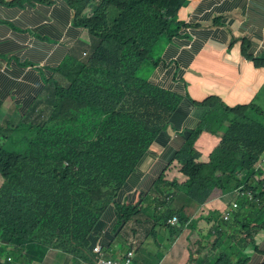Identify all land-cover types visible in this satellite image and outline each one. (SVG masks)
<instances>
[{"label":"trees","instance_id":"16d2710c","mask_svg":"<svg viewBox=\"0 0 264 264\" xmlns=\"http://www.w3.org/2000/svg\"><path fill=\"white\" fill-rule=\"evenodd\" d=\"M66 1L75 9V23L89 30L88 56L70 54L56 69L57 77L51 80L46 98L25 117H18L15 111L7 114L0 100V173L4 177L0 187V264L43 261L51 248L80 256L84 264L112 258L103 249L91 251L92 231L147 152L153 141L149 132L154 121L168 122L180 100L176 93L153 84L149 73L155 66L156 53L164 49L165 43L174 34L187 32L189 25L178 21L177 12L188 0ZM242 41V53L257 67L264 66V54L253 56L251 41ZM234 42L232 38L229 49ZM261 94L264 96V86ZM216 103L224 102L217 96L204 100L205 115L197 128L187 133L186 144L177 154L181 171L190 176L202 175V184L183 186L175 180L165 182L160 176L152 189V193L166 190L175 194L171 206L179 202L177 209L164 215L167 218L177 212L180 216L173 235L187 225L185 208L189 201L197 198L201 206L215 196L216 187L212 185H220L227 193L245 181L246 173L254 176L256 160L247 166L243 162L245 151L264 155V142L247 140L252 134L264 137V121L244 119L263 105L257 101L236 106ZM134 106L144 108L140 118L147 125L135 126L129 134H111L125 109ZM204 130L223 132L208 164L196 161L199 153L194 146ZM217 170L228 172L223 182L214 176ZM93 176L98 180L87 186ZM250 183L258 187V193L264 190V178ZM112 193L114 197H110ZM125 200L129 204L117 206L120 224L141 210L153 212L151 216L155 218L160 204L155 196L148 201V195L134 203L129 198ZM258 206L264 209V196ZM241 214H232L236 236L229 244L232 255L226 251L224 264H260L254 254L245 253L251 243L258 250V244L255 234L241 231ZM220 216L216 210L208 212L206 218L212 220L213 231L202 236L205 243L209 242L207 237L214 236L212 243L217 245L223 237ZM258 222L262 229L264 219ZM197 254H202L199 262L206 264L205 254ZM9 256L11 262L7 261ZM212 264H218L213 256Z\"/></svg>","mask_w":264,"mask_h":264},{"label":"crops","instance_id":"0c3cea01","mask_svg":"<svg viewBox=\"0 0 264 264\" xmlns=\"http://www.w3.org/2000/svg\"><path fill=\"white\" fill-rule=\"evenodd\" d=\"M74 16V8L65 0H0V100L7 114L14 109L20 113L28 112L45 94L52 68L88 38L87 31L76 25ZM179 19L191 20L194 34L166 46L162 62L177 56L181 82L173 83L174 67L169 64L161 63L152 76V79L160 80L161 84L180 94L178 108L168 123L154 121L149 132L153 139L149 150L120 188L116 202L102 213L100 224L92 232L93 245H101L115 259L126 251V237L131 230L142 233V227L150 228L154 224L153 212L139 209L141 213L137 219L144 222L143 226L130 221L121 228L117 206L129 204L126 198L134 203L148 195L149 201L154 196L152 189L160 175L168 183L175 180L183 186L202 184V175L184 174L176 159L177 152L185 143L186 132L194 129L205 113V107L195 101L215 95L229 106L249 103L257 97L264 84V67H256L253 61L243 56L240 41L228 50L232 35L250 38L253 46L263 42L264 0H190L180 9ZM256 100L264 104L263 96ZM143 110L139 106L127 107L111 134H129L133 127L147 125L140 118ZM219 141V136L209 132L199 136L196 147L202 163L212 162V150ZM254 171L258 172L256 164ZM227 175L228 172L219 170L214 173L222 182ZM238 178L242 179V175L239 174ZM212 186L216 187L215 196L198 206L199 212L191 211L187 205L185 211L193 218V226L183 228L159 264H183L190 257L192 242L200 240L203 243L202 235L210 231L206 219L208 212L224 206L227 199L233 200L234 195L222 192L220 185ZM195 219H205V222L199 225ZM210 222L212 225L211 219ZM150 235L144 238L140 249L142 259H152L159 245L167 243L169 233L160 229L156 240ZM255 239L259 251L251 254L260 261L264 253V236ZM59 261L67 264L68 257L57 250H50L45 263Z\"/></svg>","mask_w":264,"mask_h":264},{"label":"clouds","instance_id":"9594fccd","mask_svg":"<svg viewBox=\"0 0 264 264\" xmlns=\"http://www.w3.org/2000/svg\"><path fill=\"white\" fill-rule=\"evenodd\" d=\"M37 1H46V0H37ZM52 1V0H51ZM66 1V0H65ZM189 1L190 0H188V3L186 4V5H184V6H181L180 8H179V10H178V12H177V19H178V21H180L182 24H184V25H189V26H187L186 27V33H184V34H174L172 37H171V39L169 40V41H167L166 43H165V47L166 46H168V45H171L172 43H176V42H178V41H180V40H182V39H180V38H178V36H182V35H185V34H189L191 31H192V28H193V26H191V25H194L193 24V22L191 21V20H181V19H179V11H180V9L181 8H183V7H185V6H187L188 4H189ZM46 2H50V1H46ZM68 3V2H67ZM74 11H75V9H74ZM74 20H75V16H74ZM215 22H218V19H216L215 20ZM77 25V24H76ZM77 26H79V25H77ZM79 27H81V28H83V29H85L86 31H87V33H88V38L86 39V40H84V41H81L80 43H79V45L77 46V47H75L69 54H68V56L70 55V54H72L73 52H79L80 54H81V57L82 58H86L87 56H88V54H89V51H90V43H91V36H90V33H89V30L86 28V27H84V26H79ZM232 38H234L235 39V42L233 43V45L235 44V43H237V42H241V53H242V39L243 38H248V37H241V38H236L234 35H232L231 36V39H230V42H231V40H232ZM250 41H251V47H250V52L252 53V55L253 56H255V57H259V56H261V55H263L264 54V40H263V42L261 43V44H259L258 46H253V44H252V40L250 39V38H248ZM230 42H229V44H230ZM229 44H228V50H229ZM232 45V46H233ZM164 47V48H165ZM231 49V48H230ZM163 48L161 49V50H159V52H157L156 53V55H155V66L153 67V69L150 71V73H149V80L153 83V84H155V85H157V86H159V87H161L162 89H165V90H168V91H170V92H173V93H176L177 95H179V97H180V100H181V96H180V94L179 93H177L176 92V90L175 89H170V88H168L167 86H165V85H163V84H161L160 83V80H154V79H152V76H153V74H154V72L159 68V66H160V64L161 63H164V64H169V65H171V66H173L174 67V70H173V77H172V81H173V83L174 84H177V83H179V82H181V78L179 77V66H178V63H177V56H175V57H172L169 61H166V62H162V52H163ZM243 54V53H242ZM67 56V57H68ZM243 56H245L244 54H243ZM66 57V58H67ZM65 58V59H66ZM245 58H247L246 56H245ZM64 59V60H65ZM247 59H249V60H251V61H253V59H251V58H247ZM63 60V61H64ZM63 61L57 66V67H54V68H52V74H51V76L49 77V79L47 80V88H46V92H45V94L40 98V99H38L37 101H36V103H35V105L28 111V112H26V113H20L19 112V110L18 109H14V111H15V113H17V115H18V117H21V118H23V117H25L40 101H42L43 99H45L46 98V96H47V94H48V86H49V84H50V82H51V80L54 78V77H57V74H56V69L63 63ZM253 63H254V61H253ZM254 65H255V63H254ZM256 66V65H255ZM257 67V66H256ZM261 67H264V66H261ZM264 86V84L261 86V88H260V90L258 91V93H257V97L256 98H258V97H260V96H263L262 94H261V89H262V87ZM210 96H215V95H209L208 97H210ZM208 97H206L205 99H207ZM218 97V96H217ZM264 97V96H263ZM220 98V97H219ZM256 98L255 99H253L252 101H257L256 100ZM205 99H203L202 101H195V102H197V103H199V104H201V105H203L204 107H205V112H206V105L204 104V100ZM221 99V98H220ZM180 100H179V102H180ZM222 100V99H221ZM223 101V100H222ZM251 101V102H252ZM225 103V102H224ZM178 105H179V103H178ZM260 105H264V104H260ZM177 108H178V106H177ZM176 108V109H177ZM175 109V110H176ZM174 110V111H175ZM174 111L172 112V114L174 113ZM171 114V115H172ZM171 115H170V117H171ZM204 115H205V113H204ZM203 115V116H204ZM202 116V117H203ZM170 117H169V119H170ZM169 119H168V121H169ZM202 119V118H201ZM201 119H200V121L198 122V124H197V126L199 125V123L201 122ZM168 123V122H167ZM197 126L194 128V129H196L197 128ZM194 129H192V130H194ZM192 130H190V131H192ZM189 132V131H188ZM188 132H186V135H187V133ZM203 132H209V133H211V134H214V135H217V136H219L220 138H222V134H223V132H219V133H212V132H210V131H207V130H204V131H202L200 134H199V136L203 133ZM186 135H185V143H184V145L181 147V149L185 146V144H186ZM199 136L197 137V139L199 138ZM197 139H196V141H197ZM196 141H195V144H194V146H195V148H196V150L198 151V153H199V156H198V158L196 159V161H198V162H201V160H200V151L197 149V147H196ZM153 142V141H152ZM152 142H151V144H152ZM151 144H150V146H151ZM150 146H149V148H150ZM149 148H148V150H149ZM180 149V150H181ZM147 150V151H148ZM179 150V151H180ZM179 151L177 152V154L179 153ZM146 153V152H145ZM177 154H176V159H177ZM145 155V154H144ZM143 155V156H144ZM142 156V157H143ZM141 157V158H142ZM261 157H264V155H262ZM140 161V160H139ZM177 161L179 162V160L177 159ZM180 163V162H179ZM138 164V163H137ZM181 164V163H180ZM255 164H256V166L258 167V172H256L255 174H254V179L257 181V180H259L260 179V177H262V176H259V178H255L256 177V175L258 174V173H260L261 172V165L260 164H258L257 163V161L255 162ZM136 167V166H135ZM181 167H182V164H181ZM240 175H242V174H240ZM161 176V175H160ZM159 176V177H160ZM158 177V178H159ZM157 178V179H158ZM262 178H264V177H262ZM157 181V180H156ZM156 181H155V183H156ZM4 183V177H3V175L0 173V187L2 186V184ZM154 186H155V184H154ZM154 188V187H153ZM223 192V191H222ZM227 193H230V194H233L234 195V198L238 195L235 191H231V192H227ZM153 195L155 196V197H157L158 199H159V202H160V204L159 205H157V208H156V212H154L155 213V218L154 217H152L153 218V220H154V224L152 225V227H148V228H144V227H142L143 226V224H144V222L142 221V220H138L137 218H138V216H139V214L141 213V211L139 212V214L138 215H134L132 218H130L129 220H127L126 222H123V223H121V228H123V226H125L126 224H128V222H130V221H133V222H136L137 223V226H138V224H139V227H140V225H141V227L143 228V232L142 233H140L138 230H131V232H129L128 233V235H127V237H126V242H127V249H126V251L124 252V254H123V256H121V257H119V258H108V259H105V258H99L94 264H98L99 262H101V261H115V262H117L118 264H140V262H142L143 261V264H159L160 262H161V260H162V258L164 257V255H165V253H166V251L172 246V244H173V242L176 240V238H177V236H179L180 235V233L182 232V230H183V228H182V230L177 234V235H173V233H172V229H174V228H177V225L178 224H180V220L179 221H176L175 219H177V218H179L180 219V216H179V214L177 213V212H172V213H170L168 216H167V218H164V215H166L167 213H168V211H170V210H175V209H177L178 208V206H179V204L178 205H174V206H171L170 205V203L172 202V201H174L175 200V194H170L168 191H163L162 193H153ZM153 196V197H154ZM233 198V199H234ZM116 199V198H115ZM115 202H116V200H115ZM115 202H113L111 205H113ZM111 205H109V206H111ZM108 208V207H107ZM186 209V208H185ZM154 211V210H153ZM185 214H186V211H185ZM187 215V214H186ZM177 216H179V217H177ZM188 216V215H187ZM208 216V215H207ZM206 216V217H207ZM221 216H223L222 215V213H221ZM163 217V219H161ZM189 217V220L188 221H186V223L185 224H187L184 228H186V227H190V228H192V226H193V218H191V216H188ZM207 219V218H206ZM191 224H192V226H191ZM212 227H213V224H212ZM96 228V227H95ZM160 229H162V230H168V233H169V235H168V239H167V243H164V244H162V245H159V247H158V249L156 250V253L154 254V256L152 257V259H147V258H145V259H142V258H140V256H139V252H140V249H141V247L143 246V243H144V238H146L147 236H149L150 235V233H151V237L152 238H154L155 240L159 237V234H160ZM95 230V229H94ZM93 230V231H94ZM92 231V232H93ZM210 231H208V233H209ZM211 232H212V230H211ZM208 233H206L207 235H208ZM205 234V235H206ZM202 236H204V235H202ZM207 237V236H206ZM212 237H214V236H210V237H207V240L208 241H210L211 243L212 242H214V241H212L210 238H212ZM93 238V237H92ZM203 240V239H202ZM2 242H1V240H0V244H1ZM196 243H200V240L199 241H197ZM202 244H206L205 243V241L203 240V243ZM92 245H93V241H92ZM208 247V246H207ZM102 246L101 245H96V246H92V249H91V251H95V252H101L102 251ZM50 250H57V251H59L61 254H63V255H65V256H67L68 257V262H67V264H84L82 261H80V256H77V255H74V254H72V253H68V252H65L64 250H62V249H59V248H51V249H49L48 250V252L50 251ZM255 251H257V250H253L252 252H255ZM258 251H259V249H258ZM48 252H47V254H48ZM197 253H201L197 248H192L191 249V253H190V257L183 263V264H196V262L198 263V264H201L200 262H199V259L202 257V254H197ZM47 254H46V256H45V258H44V260L43 261H35V262H33V264H46L45 263V261H46V257H47ZM251 254V253H250ZM7 261H12V257L11 256H9V257H7ZM259 263L260 264H264V253L261 255V259H260V261H259ZM55 264H62L61 263V261H59L58 263H55Z\"/></svg>","mask_w":264,"mask_h":264},{"label":"rangeland","instance_id":"374dc122","mask_svg":"<svg viewBox=\"0 0 264 264\" xmlns=\"http://www.w3.org/2000/svg\"><path fill=\"white\" fill-rule=\"evenodd\" d=\"M10 3H13L11 1ZM189 34H194V31L190 32ZM189 34L180 35L178 38L184 39L189 38ZM190 41V40H189ZM186 46V45H185ZM223 104L227 105L226 103H216V105ZM229 111V109H227ZM255 118H259L264 121V105L260 108H256L253 112L249 114V116H244L245 120H254ZM257 140L260 142H264V137L259 136L258 134H252L247 137V140ZM77 146L79 149L83 148L82 143L78 142ZM227 149V151H243L239 149H231V148H224ZM223 151V150H222ZM255 153H252V151H245L247 154L246 158H243V162L248 166L252 165L254 160L257 161L258 164L261 165V172L256 175L255 178H259V176L264 177V157H261L260 151H254ZM244 154V152L242 153ZM255 158V159H254ZM252 176V175H251ZM247 173L245 174V181L241 183L238 187L235 189H230L232 191H235L238 196L235 197L233 200L227 199L224 203V206L215 207V210L218 212H221L223 216H220V218L223 219L222 227H224V234L223 237L220 238V242L215 245L213 243L206 242V244L201 243H193V248H197L201 253L205 254L207 257V263L206 264H212V256L214 257V263L218 264H224L226 261L227 252L232 255V250L229 248V244L234 240L236 234L233 233L234 228L236 227L235 224L232 222V214L241 212V221L240 224L242 225L241 231L246 234H255L257 237V240H259V237L261 235L264 236V227L260 228V223L258 222L259 219H264L263 213L264 209L260 208L259 202L260 198L264 196V190L258 193V187L252 186L251 181L254 180V177H251ZM95 180H98L96 176H93L90 181L87 183V186H90L91 183ZM115 193H112L110 197H114ZM201 202L194 198L193 200L189 201L188 208L193 212H199L200 208H198V205H200ZM180 212H183V209H180ZM179 217V216H177ZM176 221H179L180 219H175ZM195 221L200 225V223L205 222V219L203 221L199 219H195ZM208 225H210V231L212 229V225L210 222V219H208ZM210 222V224H209ZM208 246V247H207ZM255 249V246L253 243H251L246 249L245 253L250 254ZM242 256V257H241ZM241 261H243V251L241 252ZM217 258V260H215ZM230 262H232V258L230 259ZM237 262L233 264H237Z\"/></svg>","mask_w":264,"mask_h":264},{"label":"built area","instance_id":"2783aa9c","mask_svg":"<svg viewBox=\"0 0 264 264\" xmlns=\"http://www.w3.org/2000/svg\"><path fill=\"white\" fill-rule=\"evenodd\" d=\"M238 196V195H237ZM236 196V197H237ZM98 264H118L117 262H115V261H101V262H99Z\"/></svg>","mask_w":264,"mask_h":264}]
</instances>
